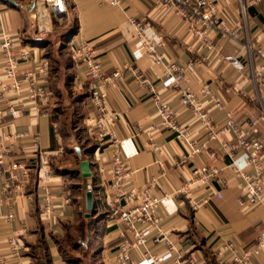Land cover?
Masks as SVG:
<instances>
[{
  "label": "crops",
  "instance_id": "0c3cea01",
  "mask_svg": "<svg viewBox=\"0 0 264 264\" xmlns=\"http://www.w3.org/2000/svg\"><path fill=\"white\" fill-rule=\"evenodd\" d=\"M215 1L218 18L234 30L238 38H223L221 33L208 28L205 31L208 45L193 35L189 22L176 16L165 17V11L156 7L153 0H124L120 7L102 5L99 0H66L64 20L67 22L72 18L76 27L71 38L91 41L106 72H121L120 79L107 85V106L122 114L116 123V132L120 139L127 140L124 147L127 167L140 168L132 175L131 183L142 186L156 178L155 195L174 194L191 180L193 168L213 163L215 159L225 162L228 159L223 155L219 141L209 140L203 154L184 161L182 147L164 128L153 134L162 153L152 151L150 136L144 131L158 119L151 86L173 110L177 122L188 127L195 138L206 139L207 130L193 116L192 109L181 103L180 94L185 82L170 89L162 86L165 67L154 64L147 57L143 43L128 21L129 16L147 23L146 34L152 41L163 40L160 52L164 63L173 62L188 69L194 89L209 85L211 95L197 91L195 99L208 112L215 128H219L230 114L249 135L264 142V89L252 79L250 69L240 72L223 60L228 56L248 58L240 1ZM31 13L33 0H0V38L3 34L11 36L17 41L16 50L24 46L32 48L30 60L19 67V76L34 68V60L50 59L48 53L52 52L54 60V63L50 61L51 73L47 80L52 94L44 101L32 102L25 97V92L11 90L0 52V107L4 109L11 105L22 110L15 118L4 114L0 128L9 148L0 165V264L3 261L4 264H67L57 242L68 226L79 223L80 214L86 218L88 185L94 187L91 218L98 219L99 239L94 243L98 257H95L101 264H115L113 256L123 225L112 216L106 204L113 194L109 186L112 149L109 144L95 140L85 125L84 119L92 108L88 91L81 86L84 67L72 57L68 46L71 38L58 50L56 43L48 50L49 36L41 32L40 37L37 30L32 29ZM246 27L250 44L264 49V1L246 7ZM259 63L260 59L254 55L253 67L257 68ZM213 99L220 101L223 108H217ZM251 121H256L253 129ZM137 127L141 132L136 135ZM224 138L235 140L231 133L225 134ZM41 152L48 161L49 177L45 182L39 179ZM82 160L89 161V177L83 176L80 170ZM23 168L28 170L26 177L22 174ZM100 168L104 171L99 172ZM11 175L15 179L9 190L3 192V182ZM47 191L53 193L56 204H62V197L70 200L69 204L55 208L50 219H45L42 214ZM215 191H220L222 197L212 195L204 203L206 195ZM189 196L201 205L194 209L189 198L174 194L166 207L158 209L162 229L176 250L182 252L183 258H192L198 264H216L213 251L222 241L233 240L241 246H251L264 231V206L243 208L240 203L242 192L236 178L230 177L224 185L216 180L206 185H194ZM11 213L13 218H9ZM22 227L26 228L20 238L23 249L18 256H13L7 238L13 229ZM164 251L162 243L156 245L149 240L133 257L141 260L144 252ZM256 261L264 263V256Z\"/></svg>",
  "mask_w": 264,
  "mask_h": 264
},
{
  "label": "built area",
  "instance_id": "2783aa9c",
  "mask_svg": "<svg viewBox=\"0 0 264 264\" xmlns=\"http://www.w3.org/2000/svg\"><path fill=\"white\" fill-rule=\"evenodd\" d=\"M156 7L165 11V17L176 16L192 25V33L196 38L204 40L208 45L210 42L205 35V31L210 28L221 33L223 38L237 39L238 34L230 29L218 18V5L215 0H153ZM239 8L244 24V37L246 38L245 47L248 58L242 59L239 56H228L223 60L228 62L237 71L244 72L250 69L252 79L257 81L264 89V49L260 46H252L248 39L246 27V7L257 4L264 0H239ZM100 4L109 7H120L124 0H99ZM38 24L41 31L49 32L52 30L41 24V13L46 11L50 18L49 26L52 21L63 22L67 14L66 0H36ZM129 23L134 27L138 39L145 47V54L154 63L165 67L164 77L161 80L165 88H174L181 82H185V87L181 91V103L192 109L193 116L207 130L206 139L195 138L188 127L179 124L175 118V113L156 93L153 86V104L157 109V122L151 124L144 131L149 134L151 149L158 154L162 153V147L154 139V132L159 128H164L174 135V139L183 149L181 158L187 161L206 151L209 140H218L221 151L228 161L215 159L213 163L202 164L192 169V178L189 182L182 184L174 194H183L187 198L190 196V189L194 185L210 184L216 180L219 184H225L230 177L236 178L242 192L241 205L248 209L255 205L264 206V142L256 136H251L245 128L238 124L234 118L228 114L219 128L212 124L208 112L204 111L201 104L196 101L195 94L200 92L206 96L211 95L208 84L201 85L197 90L193 88L192 78L189 76L188 69L181 67L173 62L164 63L163 54L160 48L164 45L162 39L152 41L146 34L147 23L129 16ZM40 29V28H39ZM71 38L68 46L71 48V55L80 61L84 67L85 77L82 87L88 91V98L91 105V113L85 117V125L91 136L100 143L109 144L112 149L110 162V188L113 191L112 197L106 201L107 206L112 212V216L123 225L119 230L120 242L118 243L113 261L115 264H198L192 258H183L182 252L176 250L167 232L160 225L158 209L166 207L172 200L173 193L163 192L153 194L156 186V178H152L147 184L136 186L131 183L133 174L140 171V168L127 167L124 155L125 139H120L116 132V123L122 116L121 112L111 110L107 106V85L121 78V72L116 70L107 73L96 50L89 40ZM17 41L8 34H3L0 38V52L4 63V72L9 86L14 93L25 92V97L32 102L44 101L51 92L47 86V80L51 73V63L48 58L34 60V68L19 76V67L30 60L32 48L24 46L18 50ZM258 56L260 63L257 68L253 67V57ZM136 73L137 70H136ZM6 88L4 87L3 90ZM214 105L222 109L223 106L217 99H213ZM22 110L8 105L6 108L0 107V128L4 114L15 118L21 114ZM256 121H251V129L254 128ZM250 129V130H251ZM141 132L136 128L135 134ZM231 133L235 140H226L225 134ZM135 137V136H133ZM6 138L0 134V165L5 156L9 153V148L5 144ZM37 147V144L34 143ZM213 158V155H210ZM219 162V163H218ZM47 157L41 152L39 156V179L45 182L49 177ZM104 169L100 168L99 172ZM28 170L22 169L24 177ZM15 179L11 175L3 182L2 191L7 192L11 181ZM87 192L94 193V187L88 185ZM212 195L222 197L220 191H215L206 195L203 199L207 203ZM194 209L201 204L188 200ZM68 197H62V204L54 202V195L47 191L43 198L42 214L45 219L52 218L55 208L69 204ZM13 218V214L9 215ZM26 233V228L13 229L7 242L13 256H18L23 249L21 236ZM151 240L154 244L162 243L165 251L161 253L144 252L143 258L138 260L133 254L142 246H146ZM216 264H264L258 263L256 259L264 256V231L258 235L257 242L251 246H241L233 240L222 241L213 251ZM4 264V261L2 262Z\"/></svg>",
  "mask_w": 264,
  "mask_h": 264
},
{
  "label": "rangeland",
  "instance_id": "374dc122",
  "mask_svg": "<svg viewBox=\"0 0 264 264\" xmlns=\"http://www.w3.org/2000/svg\"><path fill=\"white\" fill-rule=\"evenodd\" d=\"M41 14L49 16L46 11H44ZM30 15H31L30 17L31 26H32V29L37 30L36 34L41 37V32H42L46 34L47 36H49V41L51 43L49 45L50 47L48 50H51L52 43H56L58 45L57 50L59 49V47L67 44L64 39H67L69 37L68 35L69 32L76 31L75 23H74V20H72V18H68L67 22L65 21L66 20L65 19L63 23L61 24H59L58 21L52 18L53 24L52 26L48 27L49 29L52 28V30L49 32L41 31V27L39 26L38 19H37L39 14H37L36 0H33V13H31ZM56 27H58L59 29H56ZM54 29L56 31H54ZM32 42L36 43L34 41ZM48 56L50 58L49 60L54 63V60L52 59V52L48 53ZM86 218L82 217L80 214L78 216V219H80L79 223L75 225L73 224L72 226H68V229H66L65 234H63V236L60 237L57 242L60 254L62 258L67 262V264H101L98 262L96 258L98 257L97 249L93 251L91 249L85 248V246L83 245L86 242H88L89 244L97 243L99 239L98 237L99 233L97 231L98 230V227H97L98 219L97 218L92 219L91 215Z\"/></svg>",
  "mask_w": 264,
  "mask_h": 264
},
{
  "label": "water",
  "instance_id": "95a60500",
  "mask_svg": "<svg viewBox=\"0 0 264 264\" xmlns=\"http://www.w3.org/2000/svg\"><path fill=\"white\" fill-rule=\"evenodd\" d=\"M79 153V148L77 149ZM90 164L88 160H82L80 162V170L85 177L91 176L89 172ZM86 210L88 211L86 213V217H89L91 215V212L93 210V194L91 192L86 193Z\"/></svg>",
  "mask_w": 264,
  "mask_h": 264
},
{
  "label": "trees",
  "instance_id": "16d2710c",
  "mask_svg": "<svg viewBox=\"0 0 264 264\" xmlns=\"http://www.w3.org/2000/svg\"><path fill=\"white\" fill-rule=\"evenodd\" d=\"M75 30H76V27H75ZM72 34H75V32H69V37L67 38V39H64L65 40V42H68V40L71 38V36H72ZM68 35H66V36H68ZM87 220V219H86ZM84 246H85V248H88V249H91V250H93L94 251V244L93 243H88V242H86L85 244H83Z\"/></svg>",
  "mask_w": 264,
  "mask_h": 264
},
{
  "label": "bare ground",
  "instance_id": "6f19581e",
  "mask_svg": "<svg viewBox=\"0 0 264 264\" xmlns=\"http://www.w3.org/2000/svg\"><path fill=\"white\" fill-rule=\"evenodd\" d=\"M40 20H41V24H43L46 27H49V23H50L49 16H46V15H42L41 14Z\"/></svg>",
  "mask_w": 264,
  "mask_h": 264
}]
</instances>
